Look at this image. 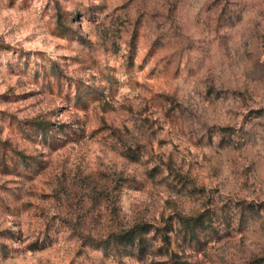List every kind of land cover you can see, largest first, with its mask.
Segmentation results:
<instances>
[{
	"label": "rangeland",
	"instance_id": "obj_1",
	"mask_svg": "<svg viewBox=\"0 0 264 264\" xmlns=\"http://www.w3.org/2000/svg\"><path fill=\"white\" fill-rule=\"evenodd\" d=\"M174 261L264 264V0H0V264Z\"/></svg>",
	"mask_w": 264,
	"mask_h": 264
},
{
	"label": "trees",
	"instance_id": "obj_2",
	"mask_svg": "<svg viewBox=\"0 0 264 264\" xmlns=\"http://www.w3.org/2000/svg\"><path fill=\"white\" fill-rule=\"evenodd\" d=\"M180 220H182L181 222L183 224H186V225H189L190 224V221H198V219H194V218H180ZM148 226H145V225H141V226H138L136 229H132L130 231H127L126 234L122 235L121 236V239L122 240H125L127 242H131L133 241L134 237L138 234H141L142 231H147V228ZM121 240V241H122ZM164 240L168 243L169 242V237L164 235ZM184 262L182 261H174L170 264H183Z\"/></svg>",
	"mask_w": 264,
	"mask_h": 264
}]
</instances>
